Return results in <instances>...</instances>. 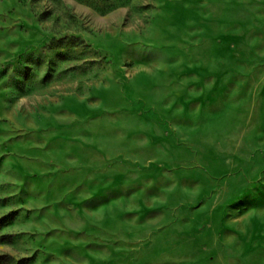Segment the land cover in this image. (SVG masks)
<instances>
[{"label":"rangeland","instance_id":"obj_1","mask_svg":"<svg viewBox=\"0 0 264 264\" xmlns=\"http://www.w3.org/2000/svg\"><path fill=\"white\" fill-rule=\"evenodd\" d=\"M0 264H264V0H0Z\"/></svg>","mask_w":264,"mask_h":264}]
</instances>
